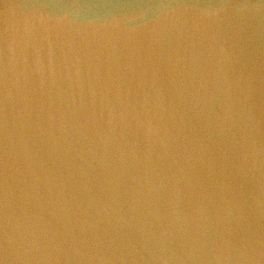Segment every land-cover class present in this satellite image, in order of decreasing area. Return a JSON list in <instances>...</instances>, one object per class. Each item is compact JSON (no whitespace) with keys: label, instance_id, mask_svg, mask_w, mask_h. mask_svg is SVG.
Returning <instances> with one entry per match:
<instances>
[{"label":"water","instance_id":"obj_1","mask_svg":"<svg viewBox=\"0 0 264 264\" xmlns=\"http://www.w3.org/2000/svg\"><path fill=\"white\" fill-rule=\"evenodd\" d=\"M0 264H264V0H0Z\"/></svg>","mask_w":264,"mask_h":264}]
</instances>
